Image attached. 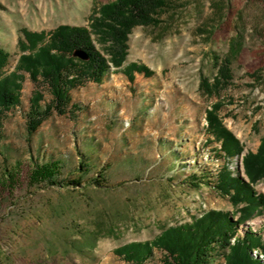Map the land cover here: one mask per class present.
I'll return each mask as SVG.
<instances>
[{"label": "rangeland", "instance_id": "1", "mask_svg": "<svg viewBox=\"0 0 264 264\" xmlns=\"http://www.w3.org/2000/svg\"><path fill=\"white\" fill-rule=\"evenodd\" d=\"M114 1L0 0V48L9 54L3 74L30 54L26 32L90 29ZM168 1L160 26L132 31L122 69L73 89L80 110L72 118L52 112L30 137V99L41 93L44 107L51 95L45 82L22 73L21 104L0 115V264H129L116 250L152 242L212 210L237 215L216 185L224 166L247 179L244 157L264 138V1ZM217 59L231 64L232 81L208 95L201 81L213 79ZM132 63L152 75L129 80L123 70ZM216 104L241 154L227 156L209 130L207 111ZM81 160L89 164L81 187H30L36 164L59 161V179L67 182L80 176ZM5 168L16 171L14 183ZM99 173L105 188L92 184ZM254 189L264 196V181ZM250 230L264 239V209L239 227L240 237ZM163 255L154 250L145 264H163ZM253 256L264 264L260 250Z\"/></svg>", "mask_w": 264, "mask_h": 264}, {"label": "trees", "instance_id": "2", "mask_svg": "<svg viewBox=\"0 0 264 264\" xmlns=\"http://www.w3.org/2000/svg\"><path fill=\"white\" fill-rule=\"evenodd\" d=\"M169 9L168 0H116L99 9V16L92 19L90 29L60 26L49 36L26 32L29 46L23 48L24 52L30 51V54H24L16 70L8 76L3 74V70L9 54L0 48V115L21 104L22 73H28L34 83L39 79L45 82L51 95L44 107L41 105L44 98L41 93L36 92L30 99V110L26 115L28 136L33 135L52 112L72 118L81 107L72 103L70 92L86 81L101 84L111 68L122 69L132 31L136 27L160 26L163 15ZM96 43L100 44L102 51L96 48ZM78 51L86 54L88 59L74 56ZM215 64L213 79L201 81V90L208 95L220 94L232 81L231 64L227 59H217ZM123 71L129 80L134 79V73L148 77L152 75L146 66L136 63L128 65ZM219 108L220 105L216 104L207 111L208 128L215 139L221 141V149L227 156L241 154L239 141L216 117ZM243 165L247 179L235 177L224 166L216 185L219 193L230 196L237 208V215L212 210L190 224L167 228L152 242L121 247L116 254L129 264H145L153 257L154 250L164 253L163 264H218V257L224 259V264H263L253 256V250H260L264 257V239L252 230L240 237L239 227L247 225L264 209V196L254 189L264 181V138L256 153L245 155ZM60 171L59 161L36 164L29 176V185L61 189L69 185L81 187L89 173V164L80 161V176L76 180L62 181L59 179ZM3 174L9 184L14 183L16 171L5 168ZM192 178L198 181L194 176ZM103 179L104 175L99 173L92 184L105 188ZM191 185L197 187L193 183Z\"/></svg>", "mask_w": 264, "mask_h": 264}, {"label": "water", "instance_id": "3", "mask_svg": "<svg viewBox=\"0 0 264 264\" xmlns=\"http://www.w3.org/2000/svg\"><path fill=\"white\" fill-rule=\"evenodd\" d=\"M74 56H76V57H78V58H80L82 60H87L88 59L87 55L84 54L81 51L75 52Z\"/></svg>", "mask_w": 264, "mask_h": 264}]
</instances>
